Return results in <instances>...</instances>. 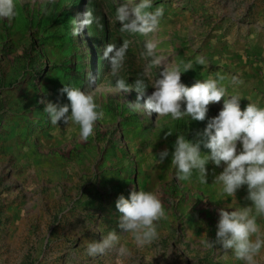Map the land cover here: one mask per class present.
I'll return each mask as SVG.
<instances>
[{
    "label": "rangeland",
    "instance_id": "obj_1",
    "mask_svg": "<svg viewBox=\"0 0 264 264\" xmlns=\"http://www.w3.org/2000/svg\"><path fill=\"white\" fill-rule=\"evenodd\" d=\"M90 2L97 4L96 19L74 36L73 20ZM124 2L15 0V17L0 19V264H243L232 250L206 242L215 239L219 209L250 205L246 186L233 197L220 193L213 182L223 162L206 165L207 184L195 171L190 180L177 179L171 163L176 136L195 140L224 98L202 122L133 111L128 103L137 93L117 89L103 53L110 43L131 41L119 78L129 85L144 78L145 99L165 66L183 71L191 62L181 74L186 86L214 78L241 98V110L249 102L264 107V0H153L149 11H164L147 36L120 31L116 8ZM147 40L156 42L163 61L144 77ZM65 85L90 92L105 113L87 141L78 125H53L40 102L68 104L59 91ZM165 148L170 155L159 163ZM132 190L156 193L167 216L157 222L159 239L143 248L118 227L116 201ZM258 223L264 227V219ZM112 230L130 254L111 249L89 256L87 243ZM256 260L264 264V249Z\"/></svg>",
    "mask_w": 264,
    "mask_h": 264
},
{
    "label": "clouds",
    "instance_id": "obj_2",
    "mask_svg": "<svg viewBox=\"0 0 264 264\" xmlns=\"http://www.w3.org/2000/svg\"><path fill=\"white\" fill-rule=\"evenodd\" d=\"M152 6L153 0H125L120 3L116 8L120 31L143 36L155 32L164 10L162 6H158L154 11H149ZM15 15V0H0V19L11 21ZM95 19L92 11L87 9L82 14V19L73 20V35H79ZM130 43L128 39H124L119 46L110 43L106 45L103 55L110 62L111 74L117 77V89L125 93L135 90L137 93L136 101L128 103L133 111L143 112L148 116L153 113L158 117L171 116L173 120L188 116L192 121L202 122L206 119L209 106L224 98L218 115L208 120L202 131L195 133V140H189L182 134L176 136L171 163L176 169L177 179L190 180L195 171L199 182L207 184L206 165L211 161L219 167L223 162L226 166L214 177L213 182L220 186V193L233 197L239 189L246 186L245 199L251 202L250 205L231 211L219 209L215 239H208L206 243L209 248L221 246L224 250H232L243 264H257L256 257L264 249V227L258 223V220L264 219V107L249 102L241 110V98L238 95L229 96L214 78L197 80L192 86H186L181 82V74L193 68L191 62L183 64V71L179 65L165 66L160 72V78L152 82L151 88L154 91L145 99L148 85L144 78H137L131 85L119 78ZM144 47L145 52L141 55L151 58L143 69V76L147 77L154 66H161L163 58L156 55V42L147 40ZM196 62L200 65L206 63L203 57H197ZM59 91L61 94L66 93L68 104L40 101L45 105L44 111L50 122L53 125H58L60 121L65 125L70 122L78 125L80 139L87 141L94 135L96 122L104 118V111L90 92L79 87L65 85ZM169 135L171 133L164 138L167 139ZM202 146L210 152L203 154ZM157 155L159 163H163L170 151L165 148ZM115 207L119 213L118 227L131 234L138 248L151 245L159 239L157 222L167 219V216L156 193L132 190L129 198L120 195ZM111 249H115L118 256L130 254L129 249L120 243V236L115 230L109 231L101 241L90 240L86 251L89 256L94 257Z\"/></svg>",
    "mask_w": 264,
    "mask_h": 264
},
{
    "label": "trees",
    "instance_id": "obj_3",
    "mask_svg": "<svg viewBox=\"0 0 264 264\" xmlns=\"http://www.w3.org/2000/svg\"><path fill=\"white\" fill-rule=\"evenodd\" d=\"M89 7H90V10L93 11V9L97 7V4L95 2H90Z\"/></svg>",
    "mask_w": 264,
    "mask_h": 264
}]
</instances>
